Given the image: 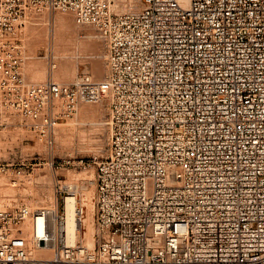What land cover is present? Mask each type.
<instances>
[{
    "label": "built area",
    "instance_id": "obj_1",
    "mask_svg": "<svg viewBox=\"0 0 264 264\" xmlns=\"http://www.w3.org/2000/svg\"><path fill=\"white\" fill-rule=\"evenodd\" d=\"M120 1L0 0V128L20 117L48 155L7 148L0 183L18 185L43 159L53 172L92 163L95 186L91 245L68 241L66 182L53 206L0 193V264H264V0ZM55 11L96 29L103 78L55 80L47 47L48 76L27 80L15 34ZM96 102L103 153L56 162L57 125Z\"/></svg>",
    "mask_w": 264,
    "mask_h": 264
},
{
    "label": "rangeland",
    "instance_id": "obj_2",
    "mask_svg": "<svg viewBox=\"0 0 264 264\" xmlns=\"http://www.w3.org/2000/svg\"><path fill=\"white\" fill-rule=\"evenodd\" d=\"M62 17H64V19ZM57 24L60 25V28L62 26L64 27H62L61 30L59 28L58 32L61 31V33L63 32L64 35L66 33V36L69 37H67L68 40L70 38L71 42L73 40H83L89 46L87 45V49L85 48V53H81V51H83L84 49L79 51L78 49H74L73 47L72 50V47L69 45L68 47L70 51L67 52L70 54L69 57L67 56L66 59L68 61L70 60L69 64L71 65H69L68 63L67 64L68 67L72 66V68L68 71V77L65 79H63L62 77L60 78L54 73L53 70L56 69L54 68L51 72L53 78L57 81L59 80L60 82L67 83L73 81L74 78L81 72H88L90 75H92V78L95 80L103 78L106 71L104 49L103 45L101 44V41L99 40V36L96 29L90 24L77 23L72 14L70 13L64 14L62 12L55 11L33 14L32 16L26 19L24 25H22L15 34V38L18 39L23 50L24 62L22 66V73L26 76L27 80L30 82H41L44 81L45 78L48 76V73L50 71V61L48 55L46 56V52L47 54L49 52L47 50V47H50V49L52 48L51 54H58L53 48V46H55V36L56 34H58V32L56 33V30L58 29ZM35 27L36 29H34ZM72 27L78 32L72 29ZM29 28L34 29L33 31L36 30L35 33L40 31L41 36L38 38H34L35 34H33L34 32ZM86 30L89 31L87 32L91 34L92 37L88 36L87 34H84ZM72 33H77L75 35L76 38ZM70 35H72V37ZM37 39L38 43L36 44ZM78 54L80 56H78ZM56 56L57 55H55V57L53 56V59L55 58L56 60H52L55 64H58L57 62L59 61V58L58 56ZM94 59L99 60L102 65L103 70L100 75H93L90 70L91 66L89 65H91V62ZM83 104H92L94 106L99 105L98 107L96 106V108H101V111H99L100 116L97 115V118L92 117L93 119L89 118L91 116H88L87 114H83L82 116V114L79 112V108ZM105 114V102L81 103L77 111L62 119L55 129L54 142L52 144L53 151L51 155L53 159L56 162H62L64 158L67 157H72L75 159L83 158L85 160L93 159L94 157H100V155L104 151L106 144V133L103 124ZM11 119L16 123V125H11L2 129L0 128V154L6 155L7 148L19 145L23 148V150L29 153L33 151H38L41 156L46 159L48 157L46 146L44 144L35 142V139L32 137V135H30L26 128L20 124V117L12 116ZM41 160L42 162L34 167L31 174L28 177L23 178L22 182L18 185L12 186L11 182L8 180L7 182H5L7 184L0 183V193L3 194L5 197V199H3V202L8 203L14 200V198H17V200H22L31 207H36L38 205L52 206L53 204L55 205L56 201L57 193L55 182L58 179H60L61 184L66 181L76 183L78 186L76 196L77 199L81 201V204L83 206V228L78 231V238H80L84 243L88 244L89 239H93V200L95 193L93 164L91 163L90 165H86L85 167H73L71 165H65L61 169H56V171L53 172L49 169L48 165L45 163V160ZM84 177H92V179L90 180L91 183L88 182V179L84 180ZM87 191L89 192L86 193ZM64 194L65 193H62V195ZM89 214L92 216V220L88 228L85 223V218ZM46 253L48 252L46 251Z\"/></svg>",
    "mask_w": 264,
    "mask_h": 264
},
{
    "label": "bare ground",
    "instance_id": "obj_3",
    "mask_svg": "<svg viewBox=\"0 0 264 264\" xmlns=\"http://www.w3.org/2000/svg\"><path fill=\"white\" fill-rule=\"evenodd\" d=\"M131 4H139V1L138 0H121L120 2H119V4H118V6H117V8H116V10H124V9H126L129 5H131ZM65 14V13H64ZM38 18V17H37ZM63 19H64V17H62ZM42 19V18H41ZM44 19V18H43ZM37 20V19H36ZM61 20V19H60ZM60 23V22H59ZM67 23V22H66ZM41 25H43V24H41ZM58 25V24H57ZM32 26V25H31ZM62 26V25H61ZM69 26V25H68ZM33 27V26H32ZM45 27V26H44ZM63 27V26H62ZM61 27V28H62ZM66 27V26H65ZM58 29L56 30V33L58 32V30H59V28H60V25H58V27H57ZM61 28H60V30H61ZM64 28V27H63ZM30 29V28H29ZM34 29H36V27L34 28ZM34 29H30V30H34ZM72 29H74L73 27H72ZM88 29V28H87ZM29 30V31H30ZM38 30V29H37ZM66 30V29H65ZM74 30H76V29H74ZM36 31V30H35ZM35 31H33L34 33L33 34H35V37L34 38H38V37H40L41 36V32L39 31V32H36L35 33ZM73 31V30H72ZM77 31V30H76ZM88 30H86V32H87ZM68 32V31H67ZM78 32V31H77ZM84 33V34H87L88 36H91V34H89L88 32L87 33ZM30 33V32H29ZM44 33V32H43ZM92 33V32H91ZM74 36L77 34H74V33H72ZM30 35H32V34H30ZM69 35V34H68ZM71 37H72V35H70ZM67 37L68 36H66V33H65V35L63 34V32L61 33V31L60 32H58V34H56V36H55V46H53V48L55 49V51H56V53H58V54H52L54 57H55V55H57L58 56V58H59V61L57 62L58 64H56V66H55V70H53L54 71V73L57 75V76H59L60 78L62 77L63 79H65V78H67L68 77V71H69V69H71L72 68V66L71 67H68V64L70 63L66 58H67V56L69 57V54L70 53H68L70 50H69V45L72 47V50H73V47H74V49L76 48V49H78L79 51H81L82 49H84L83 51H81V53L82 52H84L85 51V48L87 49V43H85L83 40H77V41H70V39L68 40L67 39ZM77 37H78V35H77ZM92 37V36H91ZM33 38V39H34ZM69 38V37H68ZM75 38H76V36H75ZM41 39V38H40ZM72 39H74V38H72ZM53 40V41H54ZM100 40V39H99ZM33 41V40H32ZM92 41V40H91ZM41 42V41H40ZM95 42V41H94ZM38 43V39L36 40V44ZM53 43V42H52ZM75 43H77V44H75ZM35 44V45H36ZM74 44V45H73ZM94 44V43H93ZM50 45V44H49ZM37 46V45H36ZM89 46V45H88ZM35 47V46H34ZM91 47V46H90ZM99 47V46H98ZM52 49V48H51ZM71 49V48H70ZM95 49V48H94ZM68 51V52H67ZM90 52V51H89ZM74 53V52H73ZM85 53V52H84ZM77 54V53H76ZM80 54V53H79ZM78 54V56H80ZM88 55V54H87ZM56 56V57H57ZM85 56V55H84ZM87 57V56H86ZM55 59V58H54ZM53 59V60H54ZM56 60V59H55ZM68 63V64H67ZM72 63V62H71ZM67 64V65H66ZM69 65H71V64H69ZM89 66H91V68H90V70H91V72L93 73V75H100L101 73H102V65H101V63H100V61L99 60H97V59H94V60H92V62H91V65H89ZM34 67V66H33ZM92 76V75H91ZM97 78H98V76H97ZM59 81V80H58ZM92 104H90V105H86V104H83V105H81V107L79 108V112L82 114V116H83V114H87L88 116H91V117H89V118H95L97 115H99V111H101V108L99 109V108H96V106H94V105H92L93 107H95V108H93L92 106H91ZM99 106V105H98ZM97 106V107H98ZM78 109V108H77ZM100 116V115H99ZM98 117V116H97ZM96 117V118H97ZM92 118V119H93ZM81 124V123H80ZM77 177V176H76ZM19 179H21V178H19ZM84 180L85 179H88V182H90L91 183V179H92V177H88V178H86V177H84L83 178ZM23 180V179H22ZM66 181V180H65ZM18 182H19V180H18ZM66 183L69 185V186H71V188H72V191L73 192H71L72 194L71 195H68V196H66L65 197V202H64V209H65V225H66V229H67V233H68V241H73V240H75V239H77L79 236H78V231L79 230H81L82 228H83V226L82 225H80L79 226V224H76L75 223V219H74V213H75V208H76V205H77V202L79 201L78 199H77V196H76V192H77V188H78V186H77V184L76 183H73V182H67L66 181ZM93 183V182H92ZM10 188V187H9ZM8 188V189H9ZM10 190V189H9ZM12 192V191H11ZM89 191H87L86 193H88ZM54 198V197H53ZM17 199L16 198H14V200H12L11 202H14V201H16ZM91 200V199H90ZM54 203V202H53ZM55 203H56V201H55ZM54 205V204H53ZM52 205V206H53ZM39 206V205H38ZM91 206V205H90ZM91 214V213H90ZM89 214V215H90ZM87 216L85 219H86V221H85V223H86V225H87V227L89 228V226H90V224H91V220H92V216L90 215V216ZM92 236H93V232H92ZM93 243V239H89V242H88V245H91ZM48 253H49V251H47Z\"/></svg>",
    "mask_w": 264,
    "mask_h": 264
}]
</instances>
